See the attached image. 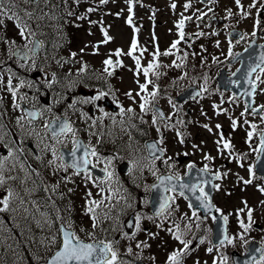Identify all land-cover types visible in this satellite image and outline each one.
Wrapping results in <instances>:
<instances>
[{"label":"rangeland","instance_id":"1","mask_svg":"<svg viewBox=\"0 0 264 264\" xmlns=\"http://www.w3.org/2000/svg\"><path fill=\"white\" fill-rule=\"evenodd\" d=\"M141 1L143 6L130 5L127 0H107L106 3H101L100 0H85L82 6L84 9H87V7L92 9V11L88 9L89 17L95 23H99V25H89L87 22L82 21V27L79 28L80 33H77L79 41L75 45L72 44L69 48L70 51L78 50V54L72 58V67L76 69L88 66L89 71H105L104 61L106 59L113 61V66L108 68L112 72L109 78V94L113 103L118 106L116 124H119L120 121H125L128 117L133 119L134 125L139 120L144 121L148 127V132L155 135L156 139H158V134L162 131L164 132V127L161 125L157 127L156 122L153 123L154 117L150 112H142L140 110L141 100L140 96L136 94L140 92L139 85L145 83V77L142 70H137L133 56L140 58L141 69H143V66L147 67L149 62L153 61L154 53L157 52L156 46H159L161 55L155 57V62L159 66L161 65L162 70H165L168 64L181 61L183 59L182 56L186 55L188 58L187 54L192 51L193 47H195L193 51L198 49V43L201 45L210 44L208 40L201 36L206 34L212 37L214 42L212 44L219 51L216 54L225 58L223 63L213 71V74L220 66H224L231 71L236 67V63H227V58L242 50L246 46L247 41L240 42L238 39H229L226 35L228 25H239L244 31L246 38L257 37V41L264 43V0H240L239 7L236 4V0H211V4L202 3L199 0ZM45 2V0H42V4ZM25 5L28 6V4ZM172 5H175V7H172ZM185 5L190 6L185 8ZM129 6L132 9L131 13L128 10ZM35 10H37L36 7L30 8V11ZM229 10H231V15H229ZM69 13H71L70 20H74L75 18L72 16L74 14L73 6L69 8ZM214 13L226 18L225 25L215 27L207 22L206 17ZM202 15L204 18L200 19ZM129 16L132 18L131 24L128 23ZM137 17H140L141 20L134 23L133 20ZM181 19H184L183 39H181L180 35L178 37L181 29L177 28V24ZM105 31L111 37L107 43L104 42L103 33ZM133 37L137 41V49L133 56H129L127 53L131 47ZM41 40L47 51L59 49L58 44L43 38ZM174 40L179 41V43L175 48H172L170 44ZM31 41L32 39L30 38L25 40L26 43L28 42L27 47H30ZM210 48L215 51L213 46H210ZM117 49L122 52L119 57L115 55ZM142 49L144 50L143 55H141ZM229 49H231V55H229ZM70 51L64 52L71 54ZM165 52H170L171 54L163 55ZM117 59L121 61L119 65L115 64ZM188 64H192V62H188ZM69 66L67 65V67ZM157 68L153 71H156ZM213 68L214 65L211 69ZM254 77L257 83V89L254 94L255 105H262L264 108V72L257 70ZM196 83L202 89L206 87L205 94L184 104V109H188L189 113L184 110L185 114L183 119L179 121L178 128L183 129V121L190 119L192 116L195 117L197 121L195 120L192 125H187L188 128L184 127V132L197 139L199 157L203 155L204 150L209 148L212 156L215 157L214 164L218 165V160H221V169L225 174V192L230 199L228 202L233 206L243 205L244 213L250 206L252 208V218L256 219L255 221L257 222L264 223V192L261 191L264 189V181L253 173L250 157L254 154V151L252 152V149L249 150L250 147L254 146L255 148L258 138L257 135L253 136L252 134L251 137L248 135L252 133L253 125L256 129H262L264 125L262 117L250 112L245 113L244 103L241 100L235 99L227 92L222 95L217 91L216 86L210 88L207 83L202 81H196ZM66 87L67 85L64 84V93L66 92ZM77 87L80 97L84 100L87 97L97 95L95 94L97 88L82 87L79 84ZM20 88L25 92L28 90L26 83ZM150 89L151 86L149 84L148 91ZM128 92L132 93L131 99L126 95ZM172 92V89L168 90L165 97L158 101L168 113L171 110V104L167 95ZM140 95L143 96L146 93H140ZM62 97L64 99L68 98L64 94ZM13 105H9V111L15 115V118L8 115L10 118L8 124L11 125L13 131H18L24 127L25 120L24 118L21 120L23 127L17 124V120L23 116H21V113H17V109ZM68 105L72 104L69 103ZM121 107L125 109L123 115L120 112ZM128 108H132L133 111L127 112ZM76 113L77 111L74 116H77ZM233 122H235V126ZM196 123L199 124L197 125ZM226 132L231 136L235 148L242 154L243 152L245 153L243 157H230L231 160H229L225 151L220 153L216 149L215 143L217 141L222 142V137H224ZM173 136L174 134L169 133L163 139V144L171 153L178 151L176 150L177 145L172 143V141L174 142ZM16 137L20 138L21 134L17 133ZM41 138L35 137V144L38 148H45V143ZM14 140L15 135L8 142H14ZM59 140L64 141V146L73 147L71 134ZM54 142L52 141V143ZM182 145L189 155L188 151H191L193 146L191 142L188 141ZM45 150V157L51 160L53 157H51L49 152L52 150V145L46 146ZM11 165L16 166L18 162L15 158L9 157L5 162L4 171L10 169ZM154 165L157 168L159 164L154 162ZM66 170L64 168V171ZM68 174L69 182L64 192L65 200L67 199V194H70V187L72 186L73 188L74 185L84 180L81 177H76L69 170ZM26 177H28V174H26ZM246 181H251V183H246ZM259 186L261 187L259 188ZM16 187L21 194L20 200H23V203H19L16 200L18 197ZM33 187L32 183H14L11 190L15 196L13 195L11 198L10 207L7 211H3L4 214L0 213V264H31L32 260L34 262L41 261L44 258L46 259L57 246L48 241L54 235L58 238L56 219L59 216V209H54L57 216L49 214L48 207L37 198V193L34 190H30ZM71 193H75V191ZM31 197L34 201L31 200ZM90 206L87 202L80 210L70 212L69 210H73V206L69 204V210H66L64 220L67 223L75 220L78 228L83 230L85 225H91L93 220V214L88 212ZM134 208H136L137 214H141V206ZM95 216L100 221V213L95 212ZM8 226L18 229L20 233L14 234Z\"/></svg>","mask_w":264,"mask_h":264},{"label":"flooded vegetation","instance_id":"2","mask_svg":"<svg viewBox=\"0 0 264 264\" xmlns=\"http://www.w3.org/2000/svg\"><path fill=\"white\" fill-rule=\"evenodd\" d=\"M36 57L38 56H33V58ZM26 65H30V63H26ZM2 66L7 69L8 64L3 63ZM47 75L49 78L45 82L42 73H40L39 81L27 92L32 99L27 106L42 113L39 115V119L37 121H31L27 119L25 112L22 111L25 125L20 130L13 131L11 125L8 124L9 120L0 125V137L2 138H13L14 135L17 138V133L21 134L20 138L24 142V146H29L28 148L23 147L24 149H20L17 147L13 149L14 145H9L8 143L5 144V147H11L14 153L13 156L16 157H18L17 154L21 153V150L27 152L29 154L28 156L33 158L31 159L33 166L40 164L46 165L45 148L50 145V140H54L48 129L45 128V124L53 118L64 115L69 117L70 115L68 111L69 106L64 105V103L61 104L63 98L50 90L54 85L51 79L52 71L49 70ZM105 97L108 96L106 95ZM12 98L13 96L10 92L0 95L1 101ZM69 100L71 101L72 99ZM96 101H94L95 105L84 103V101L74 100L72 102L80 113L77 117L78 133H82L87 140L91 141L92 144L88 145L95 147L99 157L102 158L98 160L96 157H89L92 164L105 169V158H112L111 166L108 168L113 173L111 180H106L105 178L100 179L91 175L88 170L87 174L91 176V179L88 180L96 185L97 197L95 201H104L103 204L97 207V211L100 213L101 226L105 231L104 236L108 237L106 241L118 242L114 243V247L118 249L119 259L124 264H134L137 260H142L146 264H167L168 255L183 247L173 238L171 232L168 231L170 228L174 229L176 224H179L181 231L186 233L184 239L192 241V244L189 246L191 251L182 257V264H213L214 261L216 264H221L225 257H227V264H254V260L250 257L246 258L247 262L243 261V256L247 253L250 242L256 244L254 249L255 253L257 252L256 249L262 247L263 251L261 254H264V223L255 221L256 219L252 218L251 215L252 223L247 232L240 227L241 221L246 225L249 224V212L245 210L244 213L243 205L233 206L228 202L230 199L225 192V174L221 169L220 159L218 160V165H215L213 162L215 157L212 156L211 152L207 153L205 150L203 151V155L199 157V153L197 152L198 148L195 144L192 146V150L188 151L189 155L186 151L179 149H177L178 151H173V153L167 149L165 155L160 160H156L159 164L156 168V166L148 167L146 164L147 159L133 161L131 158L125 157L129 153L126 150L119 148L106 149L104 148L105 144L103 141L107 132H111L115 128L116 119L110 116L109 105H96ZM4 106L6 105H0V107ZM49 108L51 111H48ZM101 109H103V113L100 111ZM104 113H107V115H104ZM101 116H103L102 120ZM190 123L192 124L191 120ZM35 137H42L41 139L45 143V148H38L35 145ZM63 137L59 136L58 139ZM58 146L64 147V141L53 146L57 149V153ZM230 149L234 155L240 154L236 150L235 145L230 144ZM5 154L7 155V150L3 156ZM122 161H126L129 164L128 169L125 171L118 170V164ZM57 163H59V167L56 164L58 168L53 167L52 164L47 166L46 175L49 180L44 183V189L47 194V199L55 203L57 201L64 203V192L68 187L69 176L65 173L64 167H60L61 164H64V161L58 158ZM190 164L206 168L210 173L216 174L211 201L215 210L218 208L223 217L227 216L225 230L226 234L232 238V244L225 243V245L220 246V240L213 239V223L215 221L213 217L215 216L212 213L203 215L200 210L189 207L190 204L187 197L184 193L181 195L180 190L168 192L169 196L174 198V202H170L171 208L164 215L152 216L150 214L134 213V206L140 207L142 203L148 200V190L153 180L160 174H171L175 178L178 177L177 180H181L186 176ZM79 176L82 179H86V173L84 171ZM206 178L208 182L209 176ZM197 179H199L198 182ZM190 182L203 186V188L205 186L204 178L196 174L190 177ZM101 188L104 189L103 192L100 191ZM134 190L139 191L137 196L133 195ZM145 191H147V196H145ZM107 197H111V199H107ZM22 201L20 200V203ZM193 211H196L199 219L192 216ZM168 212L172 213L171 216L168 215ZM255 212L254 214L257 215ZM130 213L133 214L134 218L133 227L127 232L125 226ZM137 215L141 217V230L138 232L135 227ZM186 224H191L190 230L185 229ZM197 224H199V228H197ZM157 225H160V227H157ZM133 232H136L134 238L128 239L125 237V234L131 237ZM201 238L204 239V243L202 244L200 243ZM245 241L248 243H245ZM145 243L148 245L147 247L143 246ZM137 244H141V247H137ZM129 248L132 250L131 253L128 252ZM208 248H212L213 251L208 252ZM261 254L255 260H259Z\"/></svg>","mask_w":264,"mask_h":264},{"label":"snow or ice","instance_id":"3","mask_svg":"<svg viewBox=\"0 0 264 264\" xmlns=\"http://www.w3.org/2000/svg\"><path fill=\"white\" fill-rule=\"evenodd\" d=\"M22 2L25 4H30V3H35L36 0H22ZM100 2L106 3L107 0H100ZM129 4L131 5V0H129ZM236 4L239 7L240 6V0H236ZM189 6L190 5H185V8H187ZM17 7L18 6H17L15 0H0V25L4 24L5 19L10 20V21H14L15 27L19 30V35L21 37L27 38L28 36H34L35 32H33L31 30V26L28 23V20L31 19L33 13L29 12V11H25L23 13V16H21L18 13V11L15 10V9H17ZM172 7H175V5H172ZM128 10L131 13V11H132L131 6H129ZM89 11H92V9H89ZM231 14H232L231 10H229V15H231ZM69 15H71V13H69ZM245 15H247V13H245ZM25 17L27 19H25ZM128 23L129 24L132 23L131 16H129V18H128ZM183 26H184V19H181L177 24V28L181 29V31L179 32L181 39H183V37H184V33L182 31ZM102 31H103V29H102ZM253 35H255V33H253ZM110 39H111V37L108 36L107 32L105 31L104 32V42L107 43ZM5 43H13L14 44V41H12V42L5 41ZM32 43H33L34 47L28 49V51L32 52L34 55L35 50L40 47V43L39 42H32ZM178 43H179V41H174L172 44V48H175ZM25 47H27V45H25ZM136 49H137V41H136L135 37H133L132 44H131V47H130L127 55L133 56V53L136 51ZM245 51H247V49H245ZM143 52H144V50L142 49L141 55H143ZM11 54L12 55H20V50L17 49L16 51L12 52ZM169 54H171V53L170 52L163 53V55H169ZM229 54L231 55V49H229ZM72 55H75V53H73ZM115 55L117 57L122 55L121 50L117 49L115 52ZM159 55H161V53H159V51L154 53L153 61L149 62L147 67H145L143 69H141L140 58L133 56V59L135 60V63H136L137 70H142L144 77H145V83H142L139 85L140 92H138L136 94L137 96H140L141 102H140L139 106H140V110L142 112L148 110V107L150 104L149 97H151L152 100H154L155 97L158 95V91L155 87L153 88V90L151 92L148 91V85L150 83H152V81L148 79V76H149V73H152L153 75H155L157 77L159 76V73L153 71L155 68L159 67V65L155 62V57L159 56ZM237 55L239 56L240 54H237ZM24 58H27L26 54H25ZM259 59H260V64H256L255 67L250 66V71L248 72L249 76L251 75L252 72L256 71V68H260V70L262 72H264V67H261V64H264V54H261ZM120 63H121V61L119 59H117L115 61L116 65H119ZM104 64L106 66L105 72H107L108 75L111 76L112 72L108 71V68L113 66V61L111 59H106L104 61ZM177 66H179V65H177ZM81 71H83V69H81ZM233 75H235V73H233ZM55 79H56V76H55V73H53L52 74V81H55ZM24 83H25L24 81H21L18 85L13 87L12 77H11V75L9 76L8 81H7V90L12 94L14 101H15L18 89L20 87H23ZM49 86H50V84H49ZM140 93H146V95L141 96ZM106 95H108V93L100 91L96 96L91 97L88 100H85L84 103H92L96 100H99V99L105 97ZM126 95L130 99L132 98L131 92L126 93ZM24 98H25L24 96L20 97L21 100H23ZM14 106L19 108V104H14ZM72 106L74 107V104ZM48 111H51V109L49 108ZM100 111L103 113V109H101ZM126 111L132 112L133 109L128 108ZM253 111H255V109H253ZM120 112H121V115H123V113L125 112V109L123 107H121ZM41 114H42L41 112H37V111L27 112V116L31 117L33 120ZM104 115H107V113H104ZM159 116L161 118H163V113L160 112ZM22 119H23V117H21L20 119L17 120V124H19L21 127H23V124H21ZM102 119H103V116H101V120ZM57 120L59 121V118H57ZM155 122H156V117L154 116L153 123H155ZM29 123H31V121H29ZM233 125L235 126V122H233ZM48 127H49V125L46 123L45 128H48ZM253 127H255V126L253 125ZM51 131H52V138L54 140H56L57 143H62V141H60L58 139L59 136H67L68 134H71V136H72V140H73V151L71 153V155L73 157L72 163L67 164V165L61 164L60 167H64V168L71 167L74 170L75 175H79L81 171H84L86 173V179H91V176L87 174V166L92 163V161L89 157H96L98 160L102 159L101 157H99L95 147H90L89 145H84L80 141H78L76 139L77 130L72 126V124L67 119H65L59 123V131H56V129H51ZM178 135H179V133H178ZM248 135H249V137H251L252 133H249ZM2 142H3L2 137H0V143H2ZM181 142H183V141H181ZM261 144L264 145V134H262ZM150 147L155 149V145H151ZM224 147L229 148L230 145L228 143H225ZM79 148L84 149V154H83V156L77 158L76 151ZM160 151L162 152L163 149H160ZM258 151H264V148H260V149H258ZM52 152H53V160H50L48 162L49 164H53L57 158H59L61 161H63L62 155L57 157V149L55 147L52 148ZM13 154H14L13 149L11 147H8L7 148V155L0 156V186H3L6 182V177L3 174L5 162L9 159V157H12ZM37 159H39V157H37ZM105 159H106V167H105V169H103V171L105 172V179L111 180L113 177V173L111 171H109L108 168H109V166H111L112 158L109 157V158H105ZM93 167H95V165H93ZM189 167H191V166H189ZM153 174H155V173H153ZM7 179H15V177H7ZM159 179H160L161 184H163L165 182V180H167L171 184V181L174 178L172 176H168V177L159 178ZM176 179H178V177ZM101 183H103V181H101ZM246 183H251V181H246ZM153 187H158V185H154ZM179 188L181 190V192H180L181 195H183L185 189H187L188 191H191L193 193H195L198 190L199 196L196 197V199L200 200L201 206L204 207L206 210L211 207V204L209 202L208 193L205 191L203 186L196 185V184L188 185V184L181 183V184H179ZM175 190H176L175 184H171L170 187L165 188L166 192H171V191H175ZM69 191H71V189ZM100 191L103 192L104 189L101 188ZM262 191H264V189H262ZM13 195H14L13 191L11 189H8L7 194L4 195L3 198H0V205H2V207H0V212L7 211L9 209L10 201H11V198L13 197ZM88 195L91 196L92 194L89 192ZM107 199H111V197H107ZM170 201L174 202V198L171 196L162 197V202L160 204V208L157 211L158 216L164 215V213L170 207V204H169ZM103 202H104L103 200H99V201L90 200V201H88L89 205H91L88 208V212L93 214V225H92L93 228H95L97 226L96 216H95V208L98 207L99 205L103 204ZM189 207H192V205L190 204ZM216 211L219 212L220 209L217 208ZM251 211H252L251 209L248 210V212H249V215H248L249 224L246 225L242 221L240 223V227L243 228L245 232H247L248 228L251 226V223H252ZM171 214H172L171 212H168L169 216H171ZM192 216L197 217L196 211L192 212ZM149 219H151V217H149ZM197 219H199V217H197ZM215 219L216 218L213 217V220H215ZM140 220H141V217L139 215H137L136 225H135L137 232L141 230L140 229ZM223 220H224L225 224H227V216H224ZM157 227H160V225H157ZM197 228H199V224H197ZM185 229L190 230L191 224H186ZM58 231L61 233L60 239L58 240L57 236L54 235L48 241L49 243L58 246V251H56L55 254L52 256V258L48 261V264H124V262L119 259L118 249L114 247V243H118V242L105 241V240H95L92 233H88V236L92 239V242H85L84 240H82L77 235V233L74 230H71V225L68 226L67 230L62 227ZM81 231H83V230H81ZM168 231L171 232L173 238L176 241H178L183 247L178 249V250L171 252L168 255L167 264H182V257L187 255L191 251L189 246L192 244V241L184 239V236L186 235V233L181 231L179 224H176L174 229L170 228ZM135 235H136V232H133L131 237H128L127 234H125V237L128 239H132L135 237ZM241 239H243V237H241ZM200 243L201 244L204 243V239L201 238ZM225 243H227L229 245L233 243L232 238H230L226 234V230H225V235H224L223 239L220 240V242H219V245L223 246V245H225ZM245 243H248V242L245 241ZM143 246L147 247L148 245L145 243ZM137 247H141V244H137ZM131 251H132L131 248H129L128 252L131 253ZM207 251L212 252L213 249L208 248ZM256 251L259 252L260 249H256ZM253 260H254V264H264V254H261L259 260H255V257H253ZM213 264H216V262L214 261ZM221 264H227V257L224 258V260L221 262Z\"/></svg>","mask_w":264,"mask_h":264},{"label":"water","instance_id":"4","mask_svg":"<svg viewBox=\"0 0 264 264\" xmlns=\"http://www.w3.org/2000/svg\"><path fill=\"white\" fill-rule=\"evenodd\" d=\"M202 1H205V0H202ZM220 21H221V19L216 20L215 23H219ZM229 35H230V37L236 38L240 35V31H238L236 29H230ZM35 42H37V41H35ZM33 47H34V45H33ZM17 49L20 50V55H16V56H19L21 59H24L25 54L27 56V52L24 49L19 48V47L15 48L13 50V52L16 51ZM245 49H247V51L243 50V51L239 52L238 54H240V55L238 56L236 54L234 56V58L232 59V61H235L236 59H240V65L235 70V75L230 76L229 77L230 80H228V77L225 75V71L220 70L219 73L216 75V80H217L218 85L220 87H222L224 89L232 88L233 92L237 96H239L240 93L243 92L244 94H243L242 98L247 102L246 109H249L252 105L253 92L255 89V85L250 84V81L252 80V73L253 72L251 73L250 76L248 75V72L250 71V66L255 67L256 64H260L259 58H260L261 54H264V45L257 44V43H255L254 40H252L249 42V45ZM261 67H264V64H261ZM234 78L238 80L237 86H235V87L229 86L230 81ZM198 94H199V90L196 88V86L190 85L186 89L181 91L177 96H175L174 99L176 101L180 102L182 100H186L187 98L195 97ZM105 103L108 104V101H105ZM153 108L156 111L158 110L157 111L158 114L160 112L163 113L162 109L158 105H153ZM255 111L259 112L260 108L255 109ZM163 117H164V113H163ZM55 123H57V122H52L51 126L55 125ZM262 134H264V129L261 131V134H260L261 139H262ZM77 140L83 144V142L80 138H78ZM145 144H146V149L148 151V154L150 156H155L156 154L162 155L163 151L162 152L160 151V149L158 148V144L155 140H148V141H146ZM151 145H155V149L150 147ZM260 148H264V145L261 144ZM72 151H68V150L64 149V153H62L64 160L69 162L70 164L72 163V160H73V157L71 155ZM83 154H84L83 148L77 149V151H76L77 158L83 156ZM254 166H255V170L257 173L264 175V151H259L258 156L256 157V159L254 161ZM88 167H89V165L87 166V168ZM90 169L92 172H95V173L98 172L97 169L92 167V166L90 167ZM201 170H204V169H201ZM154 185H158V183H155ZM154 185H152V191L150 193V198H151L150 208H151L152 213H157V211L160 208V204L162 201L160 200V198L158 196V188L153 187ZM196 197L197 196H194L193 198L190 197L193 205L198 206V207H202L200 200L196 199ZM202 208H203L202 212L204 214L208 210H210V209L206 210L204 207H202ZM221 221H223V220L220 218L218 223H220ZM62 227L66 230L68 229V228H65L64 225L61 224L60 229ZM223 227H224V222H222V229H223ZM217 229H219V227H217ZM60 237H61V233H60ZM56 251H58V249ZM55 252L51 255V257L47 260V262L52 258V256L55 254Z\"/></svg>","mask_w":264,"mask_h":264},{"label":"trees","instance_id":"5","mask_svg":"<svg viewBox=\"0 0 264 264\" xmlns=\"http://www.w3.org/2000/svg\"><path fill=\"white\" fill-rule=\"evenodd\" d=\"M15 2L18 6L15 10L18 11L21 16H23V11L20 8V0H15ZM25 19L27 18L25 17ZM28 23H30V20H28ZM16 31H18V29L15 27L14 21L5 19L4 24L0 25V54L3 52H9L11 47L15 44L23 43L22 39H17L14 37ZM5 41H14V44L5 43Z\"/></svg>","mask_w":264,"mask_h":264}]
</instances>
